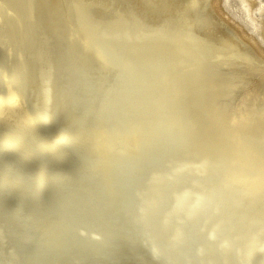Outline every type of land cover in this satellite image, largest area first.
Masks as SVG:
<instances>
[{
  "label": "bare ground",
  "instance_id": "bare-ground-1",
  "mask_svg": "<svg viewBox=\"0 0 264 264\" xmlns=\"http://www.w3.org/2000/svg\"><path fill=\"white\" fill-rule=\"evenodd\" d=\"M0 264H264V0H0Z\"/></svg>",
  "mask_w": 264,
  "mask_h": 264
}]
</instances>
